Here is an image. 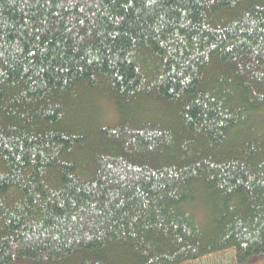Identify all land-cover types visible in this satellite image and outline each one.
<instances>
[{"label": "trees", "instance_id": "trees-1", "mask_svg": "<svg viewBox=\"0 0 264 264\" xmlns=\"http://www.w3.org/2000/svg\"><path fill=\"white\" fill-rule=\"evenodd\" d=\"M225 252L264 257V0H0V264Z\"/></svg>", "mask_w": 264, "mask_h": 264}, {"label": "rangeland", "instance_id": "rangeland-1", "mask_svg": "<svg viewBox=\"0 0 264 264\" xmlns=\"http://www.w3.org/2000/svg\"><path fill=\"white\" fill-rule=\"evenodd\" d=\"M101 104H103V109L101 113V117L102 118L104 117L103 121L105 122V124L108 125L113 124L115 122V115L113 114V110L112 107L110 106V103L106 101V103L102 102ZM234 257L235 254L233 252H225L222 254L205 258L199 262L191 263V264H234L233 262ZM259 263L260 261L256 260V261H252L249 264H259ZM17 264H29V263L18 262Z\"/></svg>", "mask_w": 264, "mask_h": 264}, {"label": "flooded vegetation", "instance_id": "flooded-vegetation-1", "mask_svg": "<svg viewBox=\"0 0 264 264\" xmlns=\"http://www.w3.org/2000/svg\"><path fill=\"white\" fill-rule=\"evenodd\" d=\"M258 260L260 261L259 264H264V257H262V258H260V259H258Z\"/></svg>", "mask_w": 264, "mask_h": 264}]
</instances>
